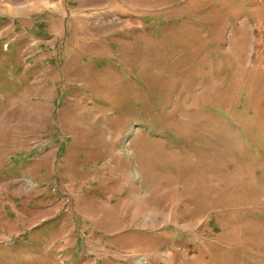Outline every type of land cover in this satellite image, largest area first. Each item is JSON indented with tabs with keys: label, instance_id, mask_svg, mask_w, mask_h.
Wrapping results in <instances>:
<instances>
[{
	"label": "rangeland",
	"instance_id": "1",
	"mask_svg": "<svg viewBox=\"0 0 264 264\" xmlns=\"http://www.w3.org/2000/svg\"><path fill=\"white\" fill-rule=\"evenodd\" d=\"M0 264H264V0H0Z\"/></svg>",
	"mask_w": 264,
	"mask_h": 264
}]
</instances>
